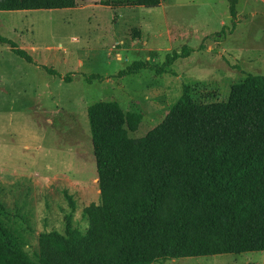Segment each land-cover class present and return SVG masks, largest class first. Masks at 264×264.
Listing matches in <instances>:
<instances>
[{
    "label": "rangeland",
    "instance_id": "374dc122",
    "mask_svg": "<svg viewBox=\"0 0 264 264\" xmlns=\"http://www.w3.org/2000/svg\"><path fill=\"white\" fill-rule=\"evenodd\" d=\"M80 1L70 9L0 11V36L33 60L0 44V221L33 262L41 233L64 235L69 219L85 234L84 210L99 204L87 106L115 101L125 112L136 102L142 120L129 136L138 139L164 119L183 85L200 83L212 101H223L246 75H264V0H238L233 18L229 0L119 10ZM184 46L190 54L165 74L117 77L134 61L161 65ZM90 75L102 80L87 82ZM153 264H264V252Z\"/></svg>",
    "mask_w": 264,
    "mask_h": 264
},
{
    "label": "trees",
    "instance_id": "16d2710c",
    "mask_svg": "<svg viewBox=\"0 0 264 264\" xmlns=\"http://www.w3.org/2000/svg\"><path fill=\"white\" fill-rule=\"evenodd\" d=\"M161 1L99 4L153 9ZM237 1L229 0L232 18ZM74 7L76 0H0L2 12ZM0 44L33 63L12 41L0 36ZM190 52L171 51L161 65L134 61L117 77L165 74ZM212 99L200 83L183 85L164 119L138 139L129 136L142 120L136 102L125 112L115 101L87 106L99 189V204L84 210L88 230L79 233L67 219L64 235L41 233L33 262L0 221V264H153L264 252V75L248 74L225 100Z\"/></svg>",
    "mask_w": 264,
    "mask_h": 264
},
{
    "label": "crops",
    "instance_id": "0c3cea01",
    "mask_svg": "<svg viewBox=\"0 0 264 264\" xmlns=\"http://www.w3.org/2000/svg\"><path fill=\"white\" fill-rule=\"evenodd\" d=\"M85 0H81L80 1V3H83ZM76 2H77V0H76ZM161 4H162V1H161V3H160V6H161ZM76 5H77V3H76ZM87 5V4H86ZM86 5H84V6H86ZM159 6V7H160ZM106 7V6H105ZM108 8H110V7H108ZM122 8H127V7H122ZM122 8H116L117 10H119V9H122ZM129 8H134V7H129ZM111 9V8H110ZM116 9H111V10H116ZM115 18H116V16H113V19H112V21L114 22V20H115ZM80 64H81V62H80Z\"/></svg>",
    "mask_w": 264,
    "mask_h": 264
}]
</instances>
